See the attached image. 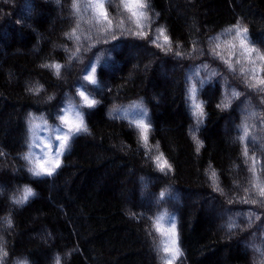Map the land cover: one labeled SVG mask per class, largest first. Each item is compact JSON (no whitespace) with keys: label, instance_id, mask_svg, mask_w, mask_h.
Masks as SVG:
<instances>
[{"label":"trees","instance_id":"trees-1","mask_svg":"<svg viewBox=\"0 0 264 264\" xmlns=\"http://www.w3.org/2000/svg\"><path fill=\"white\" fill-rule=\"evenodd\" d=\"M70 3L71 0H59V4L56 0H0V149L7 153L0 157L3 189L0 217L11 212L14 222L11 229L0 224V236L7 241L10 253L8 264L24 257L29 264H55L56 255L60 256L61 264H162L153 243H158L161 237L153 229L151 219L158 210L146 207L149 204L144 206L146 194L143 198L140 177H145L148 187L157 195L162 188L173 186L177 199L171 201L173 207L166 202L161 210L166 208L176 216L179 246L184 254L176 264H253L255 253L246 245L254 233L259 243L264 223L255 221L249 228L247 219L241 216L237 219L240 227L235 232L229 234L221 227L229 215L250 210L264 220V208L227 204V199L234 195L244 196L242 187H247L249 177L241 145L233 142L239 135L236 125L241 122V107L237 110V102H233L229 110H218L220 79L205 86L199 98L205 101L207 116L197 132L204 147L196 154L189 135V128L194 129L195 122L185 102V74L191 69L190 58L199 57L200 63L206 64L213 61L211 56H201L199 52L188 56L193 42H200L197 49H207L209 37L221 33L237 19L248 26L254 46L264 50L261 43L264 0H149L152 31L165 26L173 51L185 53L184 59L174 63L172 57L164 56L162 65L166 70L181 66L170 78L161 77L160 65H153L149 46L131 37L113 42L115 50L110 61L102 57L97 65L104 90L85 84L94 98L101 101L95 109L85 110L91 134L81 135L73 142L56 176L36 179L19 158L27 151L25 117L29 112L43 114L48 124L55 126L60 89L74 87L75 93L74 82L83 75L80 70L83 64L75 61L70 70H62V79L39 67L51 61L68 63L64 47L73 49L74 44L63 34L75 24L70 16ZM119 3L120 0H106L114 22L120 18ZM17 20L21 23L17 24ZM82 27L87 26L82 24ZM230 39L221 36L218 41L221 49L217 51L221 55L231 51L226 46ZM100 46L87 54L103 53L98 50ZM89 58L95 60V55ZM83 60L87 63L89 59ZM214 66L230 83H235L232 86L236 90L249 93L240 75L228 72L223 64ZM37 81L44 85V91L38 96L28 94L27 84ZM53 94L55 99L45 102ZM262 95L251 92L247 98L260 112H264V105L260 104ZM141 98L152 125L150 156L157 154L154 146L159 142V151L174 168V173L167 176L155 171L137 142L138 133L129 123L139 118L135 116L136 110H130L126 118L108 115L113 104L126 107ZM73 100L80 103L78 96ZM239 103L243 106L242 101ZM248 147L250 154L256 151L260 156L258 145L249 143ZM210 163L218 172L220 187L227 197L213 192L205 176ZM25 184L34 189L35 196L23 207H14L9 197ZM209 203L214 213L208 209ZM224 209L230 211L225 213ZM219 213L220 218L216 216Z\"/></svg>","mask_w":264,"mask_h":264},{"label":"snow or ice","instance_id":"snow-or-ice-1","mask_svg":"<svg viewBox=\"0 0 264 264\" xmlns=\"http://www.w3.org/2000/svg\"><path fill=\"white\" fill-rule=\"evenodd\" d=\"M59 4V0H56ZM151 5L149 0H120L118 5V16L115 22L110 17L106 0H71L69 11L70 16L75 20V24L66 32L64 38L73 42L74 48L64 47L67 54L68 63L62 65L57 61L44 62L39 65L43 69L49 70L57 79H62V70L71 69L73 61L83 64L81 73L75 83L76 95L80 98V103L74 102L72 96L65 93L63 106L58 109L55 126L49 125L43 114L37 116L29 112L25 117V125L27 131L26 147L27 151L20 155V159L25 162L26 171L36 179L53 178L63 166V157L71 151L73 142L81 135L91 134L85 119V110L95 109L101 101L94 98L92 93L85 88V84L93 86L98 91H103V85L98 79L97 65L102 57L105 60L111 59V54L115 50L113 42H119L122 39L131 37L136 41L143 42L145 47L151 46L159 49L164 56H171L176 60L185 58V53L181 51H173L172 41L167 34V28L163 25L152 31L153 16L150 15ZM156 17L159 13L154 14ZM17 24L21 21L17 20ZM86 25L87 27H82ZM129 25L130 27H126ZM221 36H230L231 39L226 42V46L231 51L229 59H225L218 49H221ZM194 41L191 51L187 54L192 56L199 52L201 56L208 55L212 59H218L233 75L237 74V66H239V75L242 77L244 87L252 93L264 94V50L255 47L250 41L249 28L243 24L241 19H237L227 29L214 37H209L207 49H197ZM264 43V40L261 41ZM87 46H84V45ZM108 45L103 53L95 54V60L89 58L84 63L82 57L84 54L92 52L98 45ZM180 48V45L176 46ZM235 58V62H232ZM136 67V66H134ZM148 65H145L147 70ZM207 73L201 76V71ZM221 81V100L217 103L216 108L220 111L229 110L234 101L241 99L244 93L239 92L235 88H230L227 77L216 70L211 69L208 64L200 63L194 65L185 74V102L190 111V116L195 122V128H189V135L195 145V152L199 154L204 147V141L199 139L197 132L206 119L205 101L200 99V93L207 84H211L217 79ZM26 92L33 96H38L44 91V85L38 81L27 84ZM110 91V90H109ZM55 95H48L45 102L53 101ZM243 106L240 109L241 122L236 125L239 133L233 139V142H239L241 145V156L247 167L249 177L247 187L235 184L236 187H242L244 196L227 199L228 205L251 204L258 208H264V112L256 110L250 99L243 100ZM260 104L264 105V95L261 96ZM130 110H136L135 116L138 119L131 120L129 123L138 133L137 142L144 148L145 157L149 158L155 171L165 176L174 173L172 163L162 151H159V142L154 146L156 155L150 156L152 148L149 145V133L152 125L149 119V111L144 104L143 98L138 101H132L128 106L113 104L108 111L109 117L126 118ZM44 133V135H42ZM53 142L54 145L53 146ZM258 147L260 156L256 151L250 154L248 144ZM39 149V152L36 151ZM7 156V153L0 149V157ZM205 176L211 183L214 193L227 197V193L220 187L219 174L216 169L209 164L205 169ZM142 185V195L148 188V181L145 177H140ZM3 189L0 188V194ZM154 199L148 200L149 206H155L158 211L152 217V227L161 237L160 241L153 242L155 251L157 252L162 264H176L183 257V251L179 246V234L177 230L176 216L174 212H169L166 208L160 206L168 200H176L177 197L173 192V186L168 185L162 188L159 194H151ZM35 196V191L30 185H23L16 190V193L9 197L10 203L14 207H23L30 198ZM147 199V198H146ZM230 209H224L229 212ZM244 216L248 221V227L251 228L255 221H261V216L254 211L247 213H234L228 216L227 222L221 227L231 234L239 229L237 219ZM0 224L5 229L14 227L11 212L4 217H0ZM151 235V233H149ZM7 241L0 236V264H8L10 253L7 249ZM246 247L251 248L255 255L253 256V264H264V233H261L259 243L256 234L247 243ZM163 253V255H161ZM55 264H61L59 255L55 256ZM12 264H29L28 258H16Z\"/></svg>","mask_w":264,"mask_h":264},{"label":"rangeland","instance_id":"rangeland-1","mask_svg":"<svg viewBox=\"0 0 264 264\" xmlns=\"http://www.w3.org/2000/svg\"><path fill=\"white\" fill-rule=\"evenodd\" d=\"M130 40L128 39V42H129ZM108 47V45H103L102 44V46H100V48L98 49V50H102L103 52H104V50L106 49ZM149 48L152 50V52H153V65L154 66H157V65H160L159 66V71H158V73H159V75L161 76V77H166V78H170L171 77V74H174V73H176V68H179L180 66H178V67H174V68H171V69H168V70H166V68H164V66L162 65V64H165V62H163L162 61V59L163 58H165L164 57V54L162 53V52H160L159 51V49H155L154 47H151V46H149ZM223 55V54H222ZM93 56V54L91 53V54H87V55H84L83 56V59H85V62H86V59H89V57H92ZM224 57H225V59H228L229 58V54L228 55H223ZM169 58L171 57V56H168ZM173 61V63L174 62H178L176 59H172ZM182 60V59H181ZM190 60H191V64L192 63H195L196 65L197 64H200V62L202 61V59H200L199 57H193V58H190ZM108 62L110 61V60H107ZM180 61V60H179ZM234 62H235V60H234ZM222 64L218 59H216V60H214L213 59V61H210V64H209V66L211 67V69H214L215 68V66H214V64ZM176 64V63H175ZM187 65H189V62L187 61V63H186ZM191 64L189 65V68H192L193 66H191ZM191 66V67H190ZM224 66V65H223ZM225 67V66H224ZM75 68V67H74ZM77 68H80V67H77ZM155 69V68H154ZM238 69H239V67L237 66V75H239V71H238ZM81 70V69H80ZM72 71V70H71ZM75 72V70L73 69V73ZM207 75V73L206 72H204L203 70L201 71V76H206ZM73 76V75H72ZM71 76V77H72ZM76 80H77V78H76ZM63 82V81H62ZM76 82V81H75ZM228 84H229V87L231 88H234L232 85H234L235 83L233 82V83H230V81H228ZM62 85L64 86V82L62 83ZM74 86H75V83H74ZM74 87H70V89H68V90H64V89H60V102H59V104L57 105L58 106V109L60 108V107H62L63 106V102H64V100H65V96H64V94L65 93H68L70 96H72V98H74V97H77V95H76V92L74 93V89H73ZM61 92H62V95H61ZM239 92H241V93H243L242 91H239ZM76 95V96H75ZM251 95V92H249V93H245V95H243V96H241V99L240 100H238V101H234L237 105H236V108H237V110L238 109H240V107H242V104L241 103H239L240 101H242L243 102V100L245 99V98H250L249 96ZM58 109H57V114H58ZM234 112H236V110L234 111ZM163 183H166V181H163ZM140 186H142V185H140ZM141 189V188H140ZM142 190V189H141ZM153 191V189L152 188H147V190L144 192V194H146V197H145V200H144V206H146L147 204H148V200H151V199H154V197H152V192ZM142 193V192H141ZM144 194H143V198H144ZM186 197H188V195H186ZM147 198V199H146ZM171 201H173V200H168L167 201V203H170V206L169 207H173V204H172V202ZM214 201V200H213ZM167 203H165V204H162L161 206H160V208H162L164 205H166ZM146 207H148V208H152V207H154L155 209H157L155 206H146ZM208 209L210 210V211H213V210H215L214 209V207L212 206V204L211 203H209L208 204ZM158 210V209H157ZM213 213H214V211H213ZM218 218H220V217H222V214L221 213H219L218 215H216ZM251 238H253V236H251Z\"/></svg>","mask_w":264,"mask_h":264}]
</instances>
